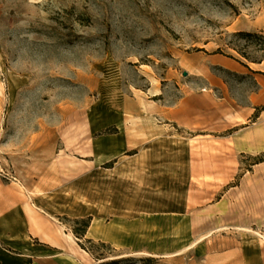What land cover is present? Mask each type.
I'll list each match as a JSON object with an SVG mask.
<instances>
[{"label":"rangeland","instance_id":"374dc122","mask_svg":"<svg viewBox=\"0 0 264 264\" xmlns=\"http://www.w3.org/2000/svg\"><path fill=\"white\" fill-rule=\"evenodd\" d=\"M238 32L264 0H0V229L26 203L91 216V264H264V150L238 147L257 118L211 122L202 95L256 89L217 65L262 57Z\"/></svg>","mask_w":264,"mask_h":264},{"label":"crops","instance_id":"0c3cea01","mask_svg":"<svg viewBox=\"0 0 264 264\" xmlns=\"http://www.w3.org/2000/svg\"><path fill=\"white\" fill-rule=\"evenodd\" d=\"M217 65L235 73H247L243 70L242 64L230 57L224 56L217 60ZM245 68L254 76L257 83L256 89L249 93L245 105H238L236 100L231 97L228 88L223 87V93L220 96L215 92H209V90L203 92L202 95L211 103L209 109L211 122L220 117L218 111L215 110L219 106L222 108L226 106L227 109L224 111L227 115L231 114L233 118L237 115L241 116V123L251 118L257 108H264V60L261 63H250L249 67ZM178 114L173 108V121H176ZM207 131L217 132L214 129ZM240 134L245 135L246 138L240 142L239 149L264 150V110L259 112L257 121ZM20 211L23 222H19V219H10L11 216L7 215V222L0 229V239L26 243L28 249L23 251L33 259V264H91L93 257L79 245L75 235L50 214L26 203H23V208ZM95 221L94 219L93 226ZM87 237L96 240L103 239L100 233L92 232V228L88 231Z\"/></svg>","mask_w":264,"mask_h":264},{"label":"trees","instance_id":"16d2710c","mask_svg":"<svg viewBox=\"0 0 264 264\" xmlns=\"http://www.w3.org/2000/svg\"><path fill=\"white\" fill-rule=\"evenodd\" d=\"M237 36L243 39H249L253 45L258 46V49L262 51L263 55L260 59L254 60L251 59L246 52L239 50L241 59H237L232 56L228 57L235 59L245 67H249L248 62L261 63L264 60V32H238ZM219 69L228 73H232L230 70L223 67H220ZM261 110H264V108H257L254 114L255 118L259 116V112ZM73 221L75 222L76 226H73L72 232L78 239L79 245L84 250H86L97 262L101 263V261L105 260L107 257H105L103 254L97 253L94 248L97 245L106 246L107 244L87 238V232L90 228L92 217L90 216L86 218L74 219ZM0 264H33V259L18 250H14L13 248L6 246V244L0 240Z\"/></svg>","mask_w":264,"mask_h":264},{"label":"bare ground","instance_id":"6f19581e","mask_svg":"<svg viewBox=\"0 0 264 264\" xmlns=\"http://www.w3.org/2000/svg\"><path fill=\"white\" fill-rule=\"evenodd\" d=\"M95 228H97V227L95 226L94 229H95ZM231 261H232V260H231ZM231 261H229V262H231ZM229 262L222 263V264H229ZM220 264H221V263H220Z\"/></svg>","mask_w":264,"mask_h":264},{"label":"water","instance_id":"95a60500","mask_svg":"<svg viewBox=\"0 0 264 264\" xmlns=\"http://www.w3.org/2000/svg\"><path fill=\"white\" fill-rule=\"evenodd\" d=\"M184 74L187 75V72H185Z\"/></svg>","mask_w":264,"mask_h":264}]
</instances>
